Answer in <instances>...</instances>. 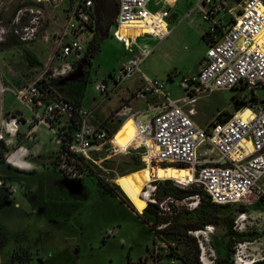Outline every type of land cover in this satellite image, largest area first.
<instances>
[{"label": "rangeland", "instance_id": "1", "mask_svg": "<svg viewBox=\"0 0 264 264\" xmlns=\"http://www.w3.org/2000/svg\"><path fill=\"white\" fill-rule=\"evenodd\" d=\"M237 1L225 0V3L231 7L236 6ZM74 2H2L0 77L4 87L12 88L17 82L30 80L43 71L61 39ZM167 2L173 3L172 0ZM175 4L183 8L173 6L167 18L168 27L173 26L169 22L176 20L183 23L177 24L164 41L156 43L138 66V73L120 83L108 98L100 101L102 97L94 91V85L105 82L110 89L108 73L115 72L130 56L114 40L111 32L104 39L99 37L96 56L83 65L81 78L64 82L56 88L55 95L80 101L82 107L90 111V126L99 125L113 135L111 140L116 149L101 148L98 153L99 158H103L101 165L78 166L80 177L65 179L63 173L50 166L47 159L58 150V145L43 126H38L34 134V144L40 152H31L33 143L23 144L28 150L25 160L34 167L33 171L21 172L7 167L3 156L9 150L0 151V264H129L141 256L147 259L155 256L160 261L174 257L182 264H197L199 251L191 234L204 232L206 227L211 233L206 232L203 250H207L205 257L213 261L212 264H233L236 243L245 247L243 260L264 264V200L245 209L219 207L203 195L197 199L157 200L156 186L149 193L150 203L140 197V191H145L144 186L150 180L160 186L169 181L181 189L193 187L173 182L178 175L175 167L162 168L158 164L143 167L142 150L128 148V145L136 146L137 139L125 132L131 128L127 125L130 115L146 105L160 102L162 94L169 93L170 98L182 97L178 81L181 76L195 73L205 52L208 40L201 32L207 26L200 21L195 0H180ZM162 8L163 3L159 2L156 11ZM32 16L35 17L34 22H30ZM25 29L33 32V39L19 42L15 32L21 33ZM142 32V29L133 31L135 35L132 38ZM5 41L18 44L4 48L2 44ZM25 52L33 56L37 65L27 64ZM51 64H55L53 59ZM168 75L173 79L169 80ZM142 76L161 83L162 94L146 92L148 87ZM240 93L238 90H216L197 94L192 105L195 112L193 121L204 128L218 113L230 114L233 112L231 97ZM256 93L264 99L262 90H256ZM137 94H150L151 98L144 103ZM1 107L3 112L19 113L24 119L31 117V111L9 93L2 94ZM111 107L110 113L106 114ZM124 108L126 113L119 117L117 113ZM146 118L148 114L138 120ZM20 129L24 130V126L21 125ZM37 166L39 168L35 169ZM98 183L106 184L122 203L103 192ZM167 200L172 202L168 209L166 205L159 206ZM110 230L113 235L108 236L106 232ZM198 238L203 240L199 234ZM208 248L212 250L210 257Z\"/></svg>", "mask_w": 264, "mask_h": 264}, {"label": "built area", "instance_id": "2", "mask_svg": "<svg viewBox=\"0 0 264 264\" xmlns=\"http://www.w3.org/2000/svg\"><path fill=\"white\" fill-rule=\"evenodd\" d=\"M3 1L0 0V5ZM149 1L115 0V15L108 33L111 32L130 56L107 76L112 85L110 89L105 82L94 85V91L102 97L100 101L108 98L120 83L138 73V66L151 53L152 48L137 41L139 37L149 35L161 41L169 33L165 25L167 11L150 12L147 9ZM236 3V6L227 7L225 0H195L196 11L207 26L208 43L197 72L181 76L178 81L183 97L172 101L163 95L162 103L145 108L142 115L148 114V118L144 121L135 119L138 113L130 116L134 123V137L139 143L128 145V148L142 150L144 167L147 164H158L162 168L188 167L190 176L184 185L199 188L211 203L218 206H248L264 200V99L256 93V90L264 92V0H239ZM223 16L226 18L222 19ZM34 21L32 16L30 22ZM133 23L143 30L140 36L132 38L119 34L122 27ZM96 26L93 0H75L61 39L43 71L30 80L17 82L12 88L4 87L0 77V151L9 150L3 156L4 164L15 165L11 155L20 150L17 142H32L38 126L46 128L58 145V150L47 159L50 166L60 170L67 180L80 177L78 164L101 165L103 158L98 156L101 148L116 149L112 136L105 129L90 126L89 110L55 95L54 83L59 81L60 86L61 80L74 70L96 33ZM15 35L19 42L33 39V32L26 29L15 32ZM52 59L55 61L53 66ZM145 82L152 93L161 94V83ZM216 90L240 91L235 96L242 104L229 116H221L201 128L192 120L195 97ZM3 93H9L27 107L31 117L24 119L20 115L4 113L1 107ZM21 125L24 131H20ZM152 181H148L142 191V194L147 193L146 202L149 203V193L155 187ZM191 197L197 199V195ZM151 202L155 203L154 200ZM171 203L167 200L159 206L166 205L168 209ZM201 233L203 240L198 234H191L199 251L198 262L210 264V259L205 257L207 250H203L207 234L206 231ZM106 234L113 235V231ZM208 250L210 257L212 250ZM244 250V245L235 244L233 264L255 262L243 260ZM129 264L180 263L174 257L160 261L155 256L151 259L143 256Z\"/></svg>", "mask_w": 264, "mask_h": 264}, {"label": "crops", "instance_id": "3", "mask_svg": "<svg viewBox=\"0 0 264 264\" xmlns=\"http://www.w3.org/2000/svg\"><path fill=\"white\" fill-rule=\"evenodd\" d=\"M178 1H180V0H177V2ZM163 3V8H162V10H160V9H158L159 11H156V6H157V4L158 3ZM176 2V1H175ZM175 2H173V3H169V2H167V0H150L149 2H148V4H147V9L150 11V12H162V11H167V17L165 18V25H166V28H167V30L169 31V33H168V35L165 37V38H163L161 41H164L167 37H169L170 35H171V33L173 32V30L175 29V27H176V25L177 24H179V23H183V21H178V20H176V21H174V22H169L170 24H173V26L172 27H168V24H167V18L169 17V14H170V11L173 9V6L174 7H176V8H178V9H181V8H183V7H180V6H177L176 4H175ZM226 18V16H223V18L222 19H225ZM201 21V23H203L202 22V20H200ZM199 32V29L197 30V33ZM205 32H206V27H205V29H203V31L201 32V34H205ZM115 40V39H114ZM116 41V40H115ZM137 41L139 42V43H142V44H144V45H147L148 47H150V48H154V46H155V44L156 43H159V42H161V41H157V40H155L154 38H152L151 36H149V35H142L141 37H139L138 39H137ZM118 42V41H117ZM151 43V44H150ZM206 47H207V45L205 44V50H206ZM122 50H123V47H122ZM124 51V50H123ZM203 56H204V54L202 55V57H201V60H202V58H203ZM201 60H200V62H201ZM200 64V63H199ZM198 68H199V66H198ZM198 68H197V70H198ZM197 70L195 71V73L197 72ZM111 73V72H110ZM110 73H108V75L110 74ZM167 74H168V72H167ZM107 75V76H108ZM168 79L169 80H172L173 79V77H171L170 75H168ZM142 80H143V83H145V85H146V82L145 81H150V80H153V79H151V78H148L147 76H142ZM153 81H155V80H153ZM179 87V86H178ZM146 90V92H149L150 91V89H145ZM152 93V92H151ZM161 94H162V92H161ZM163 95H166L167 96V98L169 99V100H172V101H177V100H180L182 97H180V98H170L169 97V93H166V94H162V96ZM138 98H140L141 100H143V102L144 103H146V100H148V99H150L151 98V96H150V94L149 95H142V94H137L136 95ZM65 99H67V98H65ZM68 100V99H67ZM71 101V100H70ZM136 101V100H135ZM135 101L132 103V107H133V104L135 103ZM164 101V97H163V99L160 101V102H157V103H154V104H159V103H162ZM73 102H76L77 104H79V105H81L82 106V104H81V102L80 101H73ZM154 104H151V105H154ZM147 106H150V105H146L144 108H142V110L141 111H139V112H137V111H135V113H138L137 114V116H135V119L136 120H138L140 117H144L145 116V114L144 115H142L143 114V112H144V110H145V108L147 107ZM112 110V107L110 108V109H108V111H107V113L106 114H109L110 113V111ZM126 111H127V109H121V111L120 112H118L117 114H118V116L120 117V115H124V113H126ZM14 112H16V111H14ZM4 113H11V112H8V111H6V112H4ZM11 114H14V115H19V113H17V114H15V113H11ZM131 116V115H130ZM131 120H132V118H131ZM145 120V119H144ZM144 120H140V121H144ZM192 120H193V117H192ZM127 125H128V123H127ZM208 125V124H207ZM206 125V126H207ZM94 126H96V127H99V125H94ZM205 126V127H206ZM20 129V128H19ZM20 131H24V130H21L20 129ZM113 136V135H112ZM20 137H22V135L20 134ZM34 141H35V139L32 141V142H28V143H33V151H31L33 154H36L37 152H40V149L36 146L37 144H34ZM24 142H22V141H19V142H17V146L18 147H20V150H18V151H16V152H14V153H12V155H11V158L14 160V162H15V165L12 167V166H9V165H6L7 167H11L12 169H14V170H16V171H21V172H29V171H33V169H34V167L32 166V165H30L29 164V162L28 161H26L25 160V157H26V155L28 154V150H27V148H25L24 147ZM39 167L37 166L35 169H38ZM42 168V167H41ZM40 168V169H41ZM66 182V181H65ZM66 183H70V182H66ZM11 184V183H10ZM13 186H15V185H13L12 184V187ZM17 186V185H16ZM14 190L16 191V189L14 188ZM21 191V187H20V189H19V192ZM141 257H143V256H141ZM140 258V257H139ZM138 258V259H139Z\"/></svg>", "mask_w": 264, "mask_h": 264}, {"label": "trees", "instance_id": "4", "mask_svg": "<svg viewBox=\"0 0 264 264\" xmlns=\"http://www.w3.org/2000/svg\"><path fill=\"white\" fill-rule=\"evenodd\" d=\"M205 38H206V34H204ZM99 37L97 32L94 34L93 38L90 40V42L88 43V45L86 46L85 48V51L81 57V59L79 61L76 62V64L74 65V67L76 65L79 64L80 61H84V64H88L90 63V59L93 57V56H96V52L98 51L97 50V45H98V40H99ZM18 43L17 42H14V41H5L3 42L2 46L4 48L6 47H10V46H15L17 45ZM24 56H25V60L27 62V64L29 66H32V65H37V62L34 60L33 56L28 53V52H25L24 53ZM108 78V77H107ZM58 83L59 81H56L54 83V85L56 86V88H60L61 86H58ZM232 99V102H233V110H236L239 108V106L242 104L241 101H239L236 96H232L231 97ZM253 99V98H252ZM221 116H229V114H222V113H218L214 120H219ZM143 165V164H142ZM77 167L78 166H87L86 164H78L76 165ZM144 167V165H143ZM166 167V166H164ZM165 184L166 185H159V184H155L156 186V190H155V198L157 200H161V199H164V198H172L174 200H182L184 198H187V197H191V196H194V195H203L205 196V194L199 189V188H196V187H189V188H186V189H181V188H178L176 186H173L170 184L169 181H165ZM98 186L101 188V190L105 193H108L109 195L115 197L118 199V201L120 203H122L121 199L116 197V195H114V193L112 192V190L104 183H98ZM206 197V196H205ZM207 198V197H206ZM259 202V201H258ZM256 203V202H255ZM254 204V203H253ZM251 204V205H253ZM218 206V205H217ZM250 205L248 206H241V205H238L237 207L241 208V209H245L247 207H249ZM219 207H226V206H219ZM197 246V245H196ZM198 249V248H197ZM264 260V259H263ZM262 260V261H263ZM180 264H182L179 260H177ZM213 263V261L211 262V264ZM259 262L255 261L253 264H258ZM197 264H200L197 260Z\"/></svg>", "mask_w": 264, "mask_h": 264}, {"label": "water", "instance_id": "5", "mask_svg": "<svg viewBox=\"0 0 264 264\" xmlns=\"http://www.w3.org/2000/svg\"><path fill=\"white\" fill-rule=\"evenodd\" d=\"M115 10V0H93V16L99 22L100 30L102 31V39L107 35V28L115 15ZM83 65L84 61H81L74 71L61 80L60 84L72 82L77 78H81Z\"/></svg>", "mask_w": 264, "mask_h": 264}, {"label": "bare ground", "instance_id": "6", "mask_svg": "<svg viewBox=\"0 0 264 264\" xmlns=\"http://www.w3.org/2000/svg\"><path fill=\"white\" fill-rule=\"evenodd\" d=\"M141 30L139 27H137L135 25V23L133 24H127L125 25L124 27H122L120 29V34H123L125 36H131L134 34L133 31L137 32ZM135 35V34H134ZM127 123L129 125V128L131 129H128L127 131H125L127 134H132L134 136L135 132H134V123L133 121L131 120V118H128L127 119ZM139 143V142H138ZM175 169L178 171V175L176 176V178L173 180L174 182L178 183V184H181V185H184L186 183H188V180H189V174H190V169L188 167H183V168H177L175 167ZM140 197L142 198V200L146 201V198H147V193H143L142 194V190L140 191ZM206 232L207 233H211L210 232V229L209 227H206L205 228ZM206 233V234H207ZM193 234H202L201 232H196V233H193Z\"/></svg>", "mask_w": 264, "mask_h": 264}, {"label": "flooded vegetation", "instance_id": "7", "mask_svg": "<svg viewBox=\"0 0 264 264\" xmlns=\"http://www.w3.org/2000/svg\"><path fill=\"white\" fill-rule=\"evenodd\" d=\"M98 20L96 19V22H97ZM97 28V34H98V36H101V34H102V31L100 30V25H99V22H98V25L96 26ZM108 30H109V26H108V28H107V35H108Z\"/></svg>", "mask_w": 264, "mask_h": 264}]
</instances>
